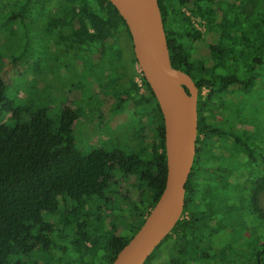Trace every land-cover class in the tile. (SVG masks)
<instances>
[{
	"label": "trees",
	"instance_id": "16d2710c",
	"mask_svg": "<svg viewBox=\"0 0 264 264\" xmlns=\"http://www.w3.org/2000/svg\"><path fill=\"white\" fill-rule=\"evenodd\" d=\"M54 4L34 7L46 29L70 46L65 51L73 50L83 72L119 75L140 133L127 148L86 152L76 143L79 114L72 107L63 108L57 124L45 109L23 121L22 108L5 96L8 63L1 65L0 50V264H28L32 257L34 264H63L64 256H70L64 264H111L165 187L164 117L145 76L144 92L136 80L132 34L116 6ZM159 6L172 65L199 88V119L182 218L146 263L264 264V0H159ZM118 173L137 185L113 192ZM120 199L124 205L116 206Z\"/></svg>",
	"mask_w": 264,
	"mask_h": 264
},
{
	"label": "rangeland",
	"instance_id": "374dc122",
	"mask_svg": "<svg viewBox=\"0 0 264 264\" xmlns=\"http://www.w3.org/2000/svg\"><path fill=\"white\" fill-rule=\"evenodd\" d=\"M40 1L44 4L39 0H0L1 65L8 63L4 77L6 98L14 107L22 108L23 121L28 120L32 112L45 109L57 124L65 106L74 108L79 114L74 135L80 150L127 148L131 136L139 134L140 130L134 110L120 93L119 75L108 69L83 72V65H79L73 50L65 51L70 46L61 43L56 31L46 29L38 9L34 8L54 7L55 0ZM14 15L16 19L12 18ZM192 20L198 29L204 30L201 19L192 15ZM130 50L128 45L127 75L131 73L132 65ZM138 70H141L139 66ZM144 90L143 86L142 92ZM16 121L11 117L8 124L13 125ZM131 184L137 185L133 177L118 173L112 191L125 194ZM134 192L129 191L131 196ZM122 200H117L116 206L124 205ZM72 221V218L68 219L66 232L71 231ZM114 223L117 225L118 217ZM59 243L65 244L64 241ZM64 258L63 264L70 256ZM34 260V257L29 258L28 264H34ZM151 263L152 260L146 264Z\"/></svg>",
	"mask_w": 264,
	"mask_h": 264
},
{
	"label": "water",
	"instance_id": "95a60500",
	"mask_svg": "<svg viewBox=\"0 0 264 264\" xmlns=\"http://www.w3.org/2000/svg\"><path fill=\"white\" fill-rule=\"evenodd\" d=\"M126 21L134 53L163 113L167 180L139 230L111 264H145L182 218L187 183L195 162L199 88L172 65L159 0H110Z\"/></svg>",
	"mask_w": 264,
	"mask_h": 264
},
{
	"label": "built area",
	"instance_id": "2783aa9c",
	"mask_svg": "<svg viewBox=\"0 0 264 264\" xmlns=\"http://www.w3.org/2000/svg\"><path fill=\"white\" fill-rule=\"evenodd\" d=\"M141 75H143L142 71L140 70L139 72V76L136 78V80L139 82V84L141 85V87L143 88V81H142V78H141Z\"/></svg>",
	"mask_w": 264,
	"mask_h": 264
}]
</instances>
